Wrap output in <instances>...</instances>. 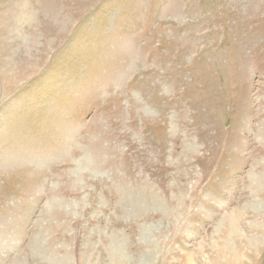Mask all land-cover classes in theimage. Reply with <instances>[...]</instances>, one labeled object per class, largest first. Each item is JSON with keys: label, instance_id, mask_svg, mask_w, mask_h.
<instances>
[{"label": "rangeland", "instance_id": "rangeland-1", "mask_svg": "<svg viewBox=\"0 0 264 264\" xmlns=\"http://www.w3.org/2000/svg\"><path fill=\"white\" fill-rule=\"evenodd\" d=\"M12 252L264 264V0H0Z\"/></svg>", "mask_w": 264, "mask_h": 264}, {"label": "bare ground", "instance_id": "bare-ground-1", "mask_svg": "<svg viewBox=\"0 0 264 264\" xmlns=\"http://www.w3.org/2000/svg\"><path fill=\"white\" fill-rule=\"evenodd\" d=\"M233 228H234V227H233ZM259 228H260V227H259ZM237 230H238V229H237ZM15 235H16V234H15ZM15 235H13V236H15ZM17 239H18V238H17ZM17 239H16V236L13 237V241H15V242H16ZM13 241H12V242H13ZM17 253H18V251H17ZM17 253L14 254V253L12 252V254H11V255H12V256H11V259L15 261L14 263H16V262L19 260V257H20V256H18V255L15 256ZM34 253H35V252H34ZM27 254H28L29 256H28L26 259H30V260H31L32 257H31V255H30V252L27 253ZM1 255H2V254H1ZM1 255H0V256H1ZM19 255H21V254H19ZM17 257H18V258H17ZM20 258H21V257H20ZM19 261H20V260H19ZM19 261H18V264H19ZM16 264H17V263H16Z\"/></svg>", "mask_w": 264, "mask_h": 264}]
</instances>
